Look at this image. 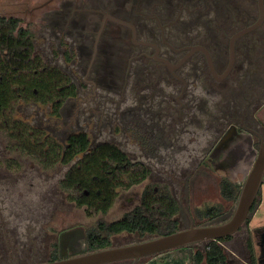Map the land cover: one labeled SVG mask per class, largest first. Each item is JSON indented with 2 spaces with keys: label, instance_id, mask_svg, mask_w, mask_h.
Listing matches in <instances>:
<instances>
[{
  "label": "rangeland",
  "instance_id": "obj_1",
  "mask_svg": "<svg viewBox=\"0 0 264 264\" xmlns=\"http://www.w3.org/2000/svg\"><path fill=\"white\" fill-rule=\"evenodd\" d=\"M45 1L0 0V16L21 19L22 26L29 28L34 36L36 54L46 64L68 73L75 82L83 83L84 72L81 68H85L88 61L83 60L84 66L79 65L82 59L79 58L80 51L75 40L81 35L90 34L87 31L91 29L65 30L70 35L63 33L54 26L51 19L48 20L46 13L49 6L42 7ZM85 2L86 5H92L95 0ZM158 2L153 7L159 5L156 4ZM185 33L191 37L198 36L196 39L202 41L205 35L198 26ZM178 39L170 37L176 43ZM145 50L151 52L150 48ZM138 51V47L133 48L132 57ZM71 52L72 57L69 56ZM165 53L174 62L182 56L170 51ZM131 55L125 59L122 57L124 62L120 68H113L115 73L113 71L111 80H98V94L110 96L108 109L96 113L102 115L100 120L97 117L90 119L91 113L88 111L81 115L82 118L79 115L75 119L74 115L67 116V127L64 124L53 125L51 106L36 105L24 100H18L12 115L15 119L22 118L40 128L47 127L50 133L62 138L60 141L63 143L67 140V134L78 132L88 134L94 144L114 143L132 161L143 162L149 168L148 178L128 190L118 189L116 201L106 215L93 210L88 215L84 207H77L71 199V196L78 195L77 192L64 190L60 185L67 167L59 165L44 169L35 159L25 157L19 151H11L9 137L0 131V264L51 261L53 244L58 241L59 232L62 231L65 233L61 236V255L76 254L81 249L83 233L82 228L72 229L71 226H87L101 217L108 221L118 220L140 204L145 190H155L156 193L167 190L175 197L178 211L174 218L180 230L202 225L193 217L195 208L219 206L223 209L224 214L208 224L225 222L235 211L236 203L232 204L221 197L219 182L221 177H227L243 185L252 170L259 146L264 141V97H257L252 104L242 102L243 111L239 113L255 115L253 124L240 130L232 128V123L227 122L232 116L228 114L223 93V90L227 91V86L220 85L213 90L198 70H193L187 76L195 62L192 59L178 73L188 82V88L193 94V110L188 114L185 112L186 99L183 97L181 100L184 107L180 114L176 97L180 95L182 85L172 79L166 67L158 68L153 60L144 62L131 58ZM95 77L96 71H91L86 81L87 88L91 89L90 82L95 81ZM170 94L173 95V109L168 108L170 100L165 101ZM78 101L71 110L72 114H75L79 106ZM70 104L72 102L67 106ZM187 115L191 117L186 118ZM10 162L14 163L13 167L7 170ZM257 200L259 206L256 213L248 218L231 241L222 243L228 260L233 261V264H243L238 256L242 259L247 256L244 239L248 237L255 253L259 254L256 230L264 228V184ZM154 237L122 233L113 237L112 246L133 244ZM210 241L189 246L191 252L204 251ZM178 254L167 251L141 260L140 264H167L178 259ZM181 256L186 257V264H191L189 253ZM128 262L125 260L109 264Z\"/></svg>",
  "mask_w": 264,
  "mask_h": 264
},
{
  "label": "flooded vegetation",
  "instance_id": "obj_2",
  "mask_svg": "<svg viewBox=\"0 0 264 264\" xmlns=\"http://www.w3.org/2000/svg\"><path fill=\"white\" fill-rule=\"evenodd\" d=\"M155 2L158 0H122L120 2L118 0H95L92 5H86L85 0H46L42 4L43 8L49 6L47 7L49 11L46 13L48 20L51 19L54 26L62 30L63 33L65 30L69 32L81 28L91 29L87 31L90 34L81 35L75 40L77 49L80 51L79 58L82 59L79 65L84 66L83 60L88 61L86 67L81 68V71L83 69L84 72V82H75L68 73H64L75 86L74 95L67 96L63 100L59 115L53 114L52 110L51 114L55 117L51 118L53 125L64 124L63 126L67 127L69 124H66L67 116L74 115L75 119L76 115L81 117L88 111L91 113L90 119L97 117L100 120L102 115L96 113L108 109L110 96L98 94V80H111L113 71L115 73L113 68H120V64L124 62L122 57L125 59L126 56L131 55L133 48L138 47L139 51L135 56L131 55V58L141 59L144 62L153 60L156 62V67L160 68L166 66L158 60L159 58L176 64L190 52V47L193 46L207 49L217 76L220 78L213 75L207 55L202 51H195L184 62L186 64L192 59L195 60L187 76L193 70H198L206 84L211 85L210 88L213 90L220 85L227 86V91L223 90V93L226 101L225 106L229 110L228 114L232 116L227 122L232 123V128L240 130L254 123L255 115L250 113L240 115L239 112L243 111L241 109L242 102L247 101L252 104L257 97H264V0H159L156 3L159 5L153 7ZM60 25H63L64 28H60ZM196 26L205 33L202 36L203 41L197 40L198 36L191 37L185 33ZM156 27L159 30H156ZM142 35L143 37L140 38ZM173 36L180 38L177 43L170 40V37ZM142 42L154 44L158 49L153 45L141 44ZM113 46L114 49H112ZM231 47L234 51V62L229 74L221 78L231 62ZM145 48H150L151 52H147ZM165 51L182 56L177 62H174L167 57ZM71 55L72 52L69 56L72 57ZM110 58L113 60L109 61ZM166 69L172 79L174 78L182 85L179 89L180 95L176 97L179 104L177 111L182 113L184 102L181 98L185 97V112L187 114L192 112L193 94L188 88V82L179 75V69L174 72L167 67ZM91 71H96L97 77H95V81L91 80V89H89L86 81ZM241 84L247 86H241ZM253 92L254 95L251 96ZM82 97L85 98L82 99ZM171 98H173L172 94L165 98V101L170 100L169 109H173ZM76 100H79V106L76 107L75 114H72L71 110L75 108ZM71 102L72 104L67 106ZM171 117L173 122V113ZM188 117L191 116L187 115L186 118ZM77 122L79 123V120ZM43 129L49 130L47 127ZM78 133L67 134L65 143L60 141L62 138L53 135L59 142L66 145L70 137ZM260 139L262 140L261 136ZM89 140L91 141L90 137ZM98 144L100 142L94 144L91 141V146ZM12 167L7 165L6 169L10 170ZM257 201L256 199L253 205V213H256L258 209ZM256 233L259 254L255 253L254 247L249 242V237L244 239L247 256L243 259L238 256L243 264H264V228L257 229ZM234 235L224 238L222 243L231 241ZM225 249L224 247L226 254ZM146 258L150 257L141 258L138 261L131 259L128 260V264H140L141 260ZM232 262L229 261L230 264H233Z\"/></svg>",
  "mask_w": 264,
  "mask_h": 264
},
{
  "label": "trees",
  "instance_id": "obj_3",
  "mask_svg": "<svg viewBox=\"0 0 264 264\" xmlns=\"http://www.w3.org/2000/svg\"><path fill=\"white\" fill-rule=\"evenodd\" d=\"M35 48L34 36L29 28L22 26L21 19L0 16V131L9 137L11 151L35 159L44 169L67 167L60 185L64 190L77 192L78 195L71 196L76 206L84 207L88 215L92 210L106 215L116 201L118 189L128 190L143 183L150 170L143 162L132 161L114 143L91 146L88 134L78 133L64 145L47 130L13 117L18 100L51 105L53 114L59 115L63 100L74 95L75 86L70 78L59 68L46 64ZM241 188V183L227 177L220 179V194L227 202L235 204ZM177 211V200L169 191L145 190L140 204L118 220L101 217L87 226H71L72 229L82 228L83 233L81 249L74 255H61V236L65 231L59 232L51 260L111 247L113 237L122 233H138L143 237L171 234L180 230L174 218ZM223 214L219 206L199 207L193 211V217L202 225ZM224 240H212L204 251L194 253L190 247L170 250L180 253V257L167 264H186V257L181 255L187 256V253L191 264H230L221 245Z\"/></svg>",
  "mask_w": 264,
  "mask_h": 264
},
{
  "label": "water",
  "instance_id": "obj_4",
  "mask_svg": "<svg viewBox=\"0 0 264 264\" xmlns=\"http://www.w3.org/2000/svg\"><path fill=\"white\" fill-rule=\"evenodd\" d=\"M141 44H149L156 47L154 44L147 42H142ZM195 51H202L207 55L213 75L217 78H220L217 76L207 49L201 46L190 47V52L187 53L176 64L171 63L163 58H159L158 60L163 62L170 71L174 72L175 70L179 69ZM233 62L234 51L233 47H231V62L228 70L222 75L221 78L229 74ZM263 184L264 141L260 144L256 161L254 162L252 170L242 185L239 198L236 202L235 211L227 221L192 226L188 229L178 230L168 235L155 236L154 238L133 244L118 247L111 246L86 254L36 264H109L131 259L138 261L141 258L155 256L177 248L189 247L206 240H218L230 237L238 232L248 220V218L253 214L252 208L258 195L261 193Z\"/></svg>",
  "mask_w": 264,
  "mask_h": 264
}]
</instances>
